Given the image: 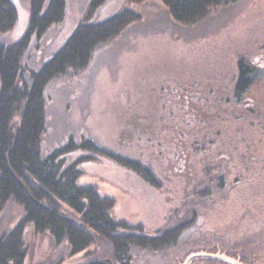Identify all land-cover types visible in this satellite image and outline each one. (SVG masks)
<instances>
[{
  "label": "rangeland",
  "instance_id": "obj_1",
  "mask_svg": "<svg viewBox=\"0 0 264 264\" xmlns=\"http://www.w3.org/2000/svg\"><path fill=\"white\" fill-rule=\"evenodd\" d=\"M90 1L67 0L64 20L32 39L23 79L29 81L30 72L40 70L81 22H101L124 8L141 18L99 45L84 70L49 83L42 155L70 139L90 138L116 155L146 162L160 187L101 154L65 156V164L92 156L79 165L80 184L114 199L113 216L150 235L197 211L177 245L132 248L127 264H230L219 256L235 251L245 264H264V78L247 91L252 110L233 99L237 55L264 67V0H231L191 24L176 22L161 0H107L89 18ZM13 3L18 21L0 33L4 44L17 42L28 26L29 0ZM226 95L237 108L219 105ZM192 108L205 116L187 114ZM217 174L223 187L212 180ZM63 212L72 214L65 204ZM24 218L23 207L11 200L0 212V237ZM25 242V264H121L101 239L72 256L67 240L56 243L49 231L36 233L28 225Z\"/></svg>",
  "mask_w": 264,
  "mask_h": 264
},
{
  "label": "trees",
  "instance_id": "obj_2",
  "mask_svg": "<svg viewBox=\"0 0 264 264\" xmlns=\"http://www.w3.org/2000/svg\"><path fill=\"white\" fill-rule=\"evenodd\" d=\"M106 1L91 0L88 17ZM144 1L128 0L130 3ZM161 1L176 22L191 24L231 0ZM29 4L25 33L12 44L0 41V212L11 200L25 211L24 220L0 237V264L26 263L25 230L28 225H32L36 233L49 231L56 243L67 240L72 256L96 245L98 239L105 240L112 248L114 259L121 264H127L132 248L159 251L177 245L183 232L195 223L196 210L190 219L150 235L140 225L116 219L114 199L102 196L93 185L80 184L79 165L92 160V156L84 155L70 164H65V156L75 151L101 154L132 170L149 184L160 187L156 172L146 162L116 155L90 138L80 142L70 139L46 156L40 151L46 127L49 83L58 76L84 70L99 45L120 35L141 16L124 8L101 22H92L91 18L81 22L61 49L40 70L31 71L30 80L26 81L23 63L32 39L41 38L51 26L64 20L67 0H29ZM17 21L18 11L13 0H0V33L11 31ZM221 104L237 108L230 95L222 98ZM219 175L212 179L218 188L224 184L218 183ZM63 204L71 210L70 216L64 214ZM226 256L240 262L245 260L236 251ZM190 261L184 264H192ZM84 264L108 263L91 260Z\"/></svg>",
  "mask_w": 264,
  "mask_h": 264
},
{
  "label": "water",
  "instance_id": "obj_3",
  "mask_svg": "<svg viewBox=\"0 0 264 264\" xmlns=\"http://www.w3.org/2000/svg\"><path fill=\"white\" fill-rule=\"evenodd\" d=\"M237 59L238 77L235 83L233 99L236 105L242 103L246 96V92L250 87L257 83L258 80L264 78V67L253 63L245 53H239ZM221 259L230 264H244L230 257L219 256Z\"/></svg>",
  "mask_w": 264,
  "mask_h": 264
},
{
  "label": "flooded vegetation",
  "instance_id": "obj_4",
  "mask_svg": "<svg viewBox=\"0 0 264 264\" xmlns=\"http://www.w3.org/2000/svg\"><path fill=\"white\" fill-rule=\"evenodd\" d=\"M251 87H250V89H251ZM248 92H247L244 100L242 101V103L239 104V107H245V108H248L249 110H252L251 104H252L253 99L248 97ZM189 113L192 115L194 114L195 116H205V114L202 113V109H199V108H192L190 111H187V114H189ZM213 114H215V113L213 112ZM166 115L170 116L171 114H169V112H167Z\"/></svg>",
  "mask_w": 264,
  "mask_h": 264
}]
</instances>
